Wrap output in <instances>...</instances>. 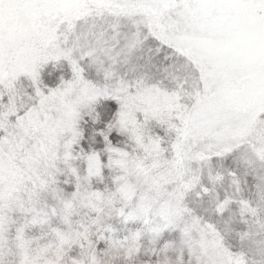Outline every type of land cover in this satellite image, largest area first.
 I'll return each mask as SVG.
<instances>
[{
    "label": "snow or ice",
    "instance_id": "6c2138e0",
    "mask_svg": "<svg viewBox=\"0 0 264 264\" xmlns=\"http://www.w3.org/2000/svg\"><path fill=\"white\" fill-rule=\"evenodd\" d=\"M0 264H264V0H0Z\"/></svg>",
    "mask_w": 264,
    "mask_h": 264
}]
</instances>
